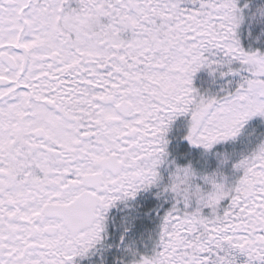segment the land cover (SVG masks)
Here are the masks:
<instances>
[{
  "label": "snow or ice",
  "instance_id": "6c2138e0",
  "mask_svg": "<svg viewBox=\"0 0 264 264\" xmlns=\"http://www.w3.org/2000/svg\"><path fill=\"white\" fill-rule=\"evenodd\" d=\"M0 264H264V0H0Z\"/></svg>",
  "mask_w": 264,
  "mask_h": 264
}]
</instances>
